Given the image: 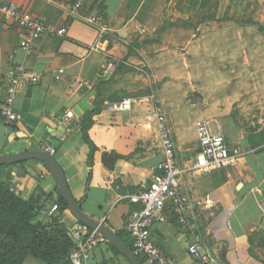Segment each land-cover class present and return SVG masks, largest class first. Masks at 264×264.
Instances as JSON below:
<instances>
[{
    "label": "crops",
    "instance_id": "crops-1",
    "mask_svg": "<svg viewBox=\"0 0 264 264\" xmlns=\"http://www.w3.org/2000/svg\"><path fill=\"white\" fill-rule=\"evenodd\" d=\"M0 1L14 3L25 13L44 16L55 26L66 28L61 37L46 36L31 42L27 54L19 47L23 30L0 17V95L4 94L9 68L22 64L29 72L21 78L14 100L17 119L0 117V155L42 150V143L54 147L52 157L81 209L124 240L134 253L124 224L137 205L128 196L147 187L162 159L154 115V106L160 104L175 160L182 170L179 186L187 198L191 219L188 225H179L171 206L166 205V221L151 226L150 239L180 264H198L188 253L195 240L216 264H264V126L240 124L219 105L214 115L179 122L163 95L164 87L180 81V71L190 67L187 54H195L196 70L202 68L204 62L198 56L208 49L216 50L214 33L218 36L223 29H234L238 34L233 38L239 36L240 40L239 32L243 39L248 36L250 24H215L224 19L219 10L227 12L228 21L234 23L241 0ZM61 1H80L82 6L73 15L60 6ZM215 7L214 18L200 19ZM96 14L105 18L108 31L93 50L99 28L88 19ZM257 34L262 57L255 59V65L262 71L260 85L264 86V19ZM252 35L256 38V33ZM208 36L209 43L204 41ZM110 58L119 64L107 70ZM133 64L134 68L144 65L148 73L135 72ZM243 66L249 71L253 65L246 58ZM30 75L37 78L35 82ZM123 98L132 100L130 109L107 108ZM254 99L253 95L248 98ZM94 108L98 111L84 136L83 117ZM67 111L70 116H66ZM197 121L207 122L212 133L225 137L234 164L204 174L190 169L199 150ZM104 155L112 157L111 167L105 165ZM0 179L11 181L24 198L42 194L44 205L58 204L56 182L38 160L0 168ZM54 218L65 228L82 224L68 210H59ZM136 257L144 264L141 256ZM23 264L43 263L28 256ZM84 264L130 262L103 239Z\"/></svg>",
    "mask_w": 264,
    "mask_h": 264
},
{
    "label": "built area",
    "instance_id": "built-area-1",
    "mask_svg": "<svg viewBox=\"0 0 264 264\" xmlns=\"http://www.w3.org/2000/svg\"><path fill=\"white\" fill-rule=\"evenodd\" d=\"M59 4L64 10L73 15L78 14L82 6L80 1H61ZM0 17L11 20L15 26L23 30L24 38L19 42V47L24 49L27 54L31 51V42L46 36L61 37L66 33L65 27L55 26L44 16H32L25 13L14 3L0 1ZM88 21L99 28L96 43L92 45L94 50L99 46L104 33L108 31V24L105 18L98 14L90 16ZM115 62V59L110 58L106 69L114 68ZM28 74L27 68L22 64L13 65L6 72L4 94L0 95L1 118L7 121L17 119L14 100L21 78ZM35 79L37 78L30 75L32 82H35ZM131 104V99L123 98L111 102L107 108L112 111H124L130 109ZM70 115L71 112L67 111L66 116ZM154 115L160 137L162 159L157 166V172L153 175L147 187L128 196L129 201L137 206L126 219L124 230L132 240L135 255L141 256L144 264H180L177 260L169 258L150 239L151 226L166 221L164 214L166 205L171 206L179 225L184 227L189 224L191 219L187 198L182 194L179 186L182 170L176 163L170 129L160 104L154 106ZM195 126L199 150L190 166L193 172L211 173L218 168H225L234 164L235 157L230 154L225 137L222 134L212 133L205 121H197ZM40 148L51 156L55 154V149L51 145L42 143ZM11 190L18 194L16 189L11 187ZM58 211V204L43 205L39 209L40 215L48 218H54ZM65 233L73 243L69 253V260L72 264H84L89 259L91 251L103 241V238L95 230L89 229L84 224L76 225L73 228H65ZM188 253L198 264H216L215 259L209 253L201 250L198 240L191 243L188 247Z\"/></svg>",
    "mask_w": 264,
    "mask_h": 264
},
{
    "label": "rangeland",
    "instance_id": "rangeland-1",
    "mask_svg": "<svg viewBox=\"0 0 264 264\" xmlns=\"http://www.w3.org/2000/svg\"><path fill=\"white\" fill-rule=\"evenodd\" d=\"M219 11V16H223L224 19H218L215 24H219L220 27L250 24L251 32L245 39L242 38V32H239L242 42L239 36L233 38L234 33L238 34L236 30L233 31L234 29H223L222 33L219 31L218 36L214 33L213 42L216 43L214 47L216 50L213 52L208 49L198 56L204 62L202 68L196 70L195 64L198 61L194 62L195 54H187V59L191 61L190 67L180 71L183 76L180 81L164 87L163 95L179 122L191 123L214 115L216 106L219 105L221 109L227 108L231 117L240 124L244 122L252 127L264 126V86L260 85L262 71H258L255 65L257 62L255 59L262 57L257 29L260 20L264 19V0H241L239 14L232 19L234 23L228 21L231 19H227V12ZM216 14L215 7L200 19L214 18ZM200 19L198 17L195 22ZM255 33L256 38H253L252 34ZM210 39L211 36H208L204 41L209 43ZM246 58L253 65L249 71L243 66ZM118 64V61L115 62L114 69ZM134 65L131 69L135 72L148 73L144 65H138V69L134 68ZM252 95L256 99L248 100Z\"/></svg>",
    "mask_w": 264,
    "mask_h": 264
},
{
    "label": "trees",
    "instance_id": "trees-1",
    "mask_svg": "<svg viewBox=\"0 0 264 264\" xmlns=\"http://www.w3.org/2000/svg\"><path fill=\"white\" fill-rule=\"evenodd\" d=\"M97 111L94 108L84 115V136ZM11 187L16 189L11 181L0 179V264H23L28 256L43 264H72L69 253L73 243L66 235L65 227L55 218L39 213L44 205L42 194L24 198ZM57 203L60 211L67 210L61 195Z\"/></svg>",
    "mask_w": 264,
    "mask_h": 264
},
{
    "label": "water",
    "instance_id": "water-1",
    "mask_svg": "<svg viewBox=\"0 0 264 264\" xmlns=\"http://www.w3.org/2000/svg\"><path fill=\"white\" fill-rule=\"evenodd\" d=\"M111 158L112 157L107 155L103 156V161L108 167H111ZM31 159L38 160L47 167L56 182L61 197L66 202L67 210L77 221L86 225L89 229L95 230L104 240L109 242L117 251H119L130 262V264H141L135 253H133L132 249L124 240L119 238L104 224L91 218L81 209L79 203L73 198L70 192L62 168L58 165L55 159L44 150L30 149L29 151L20 153L0 155V166H8Z\"/></svg>",
    "mask_w": 264,
    "mask_h": 264
}]
</instances>
